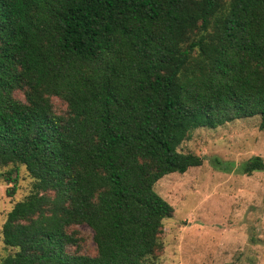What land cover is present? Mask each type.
I'll list each match as a JSON object with an SVG mask.
<instances>
[{
  "label": "trees",
  "instance_id": "1",
  "mask_svg": "<svg viewBox=\"0 0 264 264\" xmlns=\"http://www.w3.org/2000/svg\"><path fill=\"white\" fill-rule=\"evenodd\" d=\"M255 116L264 129V0H0L7 194L19 165L34 179L0 264H151L174 213L155 184L203 164L181 144ZM79 224L96 255L70 250Z\"/></svg>",
  "mask_w": 264,
  "mask_h": 264
},
{
  "label": "rangeland",
  "instance_id": "2",
  "mask_svg": "<svg viewBox=\"0 0 264 264\" xmlns=\"http://www.w3.org/2000/svg\"><path fill=\"white\" fill-rule=\"evenodd\" d=\"M16 96L24 98L22 92ZM52 101L56 112L66 109L61 99ZM259 124L260 117L255 116L214 129L200 127L181 144L180 150L201 156L203 164L165 175L155 184L174 213L164 219L163 249L151 264H264V170L251 174L243 170L250 158L264 159V129ZM217 159L226 170L215 165ZM13 167L0 164V173H5L0 178V261L15 251L3 241L6 215L34 182L26 167L19 165L17 191L9 196L6 190L13 183L6 177ZM72 230L78 246L70 250L96 255L92 228L79 224Z\"/></svg>",
  "mask_w": 264,
  "mask_h": 264
}]
</instances>
